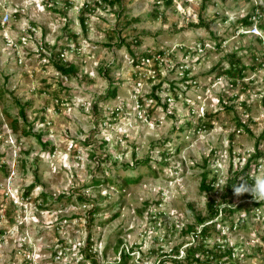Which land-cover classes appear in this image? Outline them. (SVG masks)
Wrapping results in <instances>:
<instances>
[{
  "label": "rangeland",
  "instance_id": "obj_1",
  "mask_svg": "<svg viewBox=\"0 0 264 264\" xmlns=\"http://www.w3.org/2000/svg\"><path fill=\"white\" fill-rule=\"evenodd\" d=\"M97 1L0 0V264H174L207 214L202 174L219 199L264 129V0ZM245 204L207 241L233 250L221 264H264V203Z\"/></svg>",
  "mask_w": 264,
  "mask_h": 264
},
{
  "label": "trees",
  "instance_id": "obj_2",
  "mask_svg": "<svg viewBox=\"0 0 264 264\" xmlns=\"http://www.w3.org/2000/svg\"><path fill=\"white\" fill-rule=\"evenodd\" d=\"M222 2H225L227 0H220ZM98 3H107L111 5L119 6L121 9H123L122 0H99ZM172 0H156V3H164L165 5H172ZM202 6L201 9L205 10L206 5L211 2V0H202ZM88 3H85V8H87ZM83 9V11L85 10ZM85 19L83 16L80 18V23L84 25ZM252 17L251 15H247L243 19L239 21L240 26L247 27L252 25ZM195 29H205L208 30V25H204L202 19L200 18L198 23L196 25H192ZM135 44L140 43L138 39H135ZM124 44V41L122 39L119 40V43H117V46H121ZM132 54V52L130 51ZM133 55V54H132ZM140 58H144L146 60L151 58V55L149 53L143 54L139 58H134V64H138L139 61H137ZM53 65L55 66L56 72L60 75L66 77V78H72L76 76L77 69L73 65L65 66L62 64V59L58 57V61H54ZM264 66V61H263ZM110 68H113L112 66H109L108 68L104 69V74L108 75L111 71ZM243 70L244 67L240 66V61L237 59L236 61L233 60L230 63V67L224 71V74L231 78L237 77L242 78L243 77ZM111 86L107 90V94L104 98L113 99L116 96V89L114 88L115 83L114 80L110 79ZM158 87L157 89H159ZM153 98H158L155 95H152ZM23 115V113H21ZM238 126L242 127V124H239ZM202 127V126H201ZM246 129V127H245ZM247 130V129H246ZM39 138V137H38ZM264 140V129L262 133L259 135L256 143L255 148L244 165L243 169L239 173H235L231 178H228L226 182L225 189L223 190V193L221 194L219 199H216L214 196L215 192V184L217 183V178L208 179L207 172L202 174L201 179V185L200 190L206 194L207 197V203H206V210L207 214L206 216H201L199 214L195 215L196 219V226L200 227V229H196V227L192 226L189 227V232L192 234L193 237L196 238V241L194 240L193 243H189L184 248V256L180 259H178L179 249L176 248L173 251V257L174 259H170V261L174 264H221L222 262H225L227 260H233V250L231 248H227L220 243H215L212 247H209L207 244V241L212 238L213 233L215 232V224L220 220V222L225 220L229 221V229L232 230L236 225L241 224L240 219L237 223H234L232 220V216L237 212H245L249 213V210L246 207L245 202L247 200H250L252 202L253 206L259 208L264 201H253L252 197L248 194H244L245 202L235 204L232 203L229 199V197L233 194V185L236 183H239V180L241 178L247 180L249 184L253 183V177L250 174V170L252 165L254 167H257L259 165L258 160H260L263 157L262 152L259 150V143ZM45 146V145H44ZM163 157H165V154H162ZM149 160H144L140 162L139 164L147 165ZM140 177L134 178V179H127V182L129 183H136ZM95 183H99V181H96ZM32 188L29 187L25 191V196L27 197ZM249 202V201H248ZM220 218V219H219ZM217 232V231H216ZM218 234V232H217ZM219 236L222 240H225L226 236H221L219 233ZM181 247V246H180ZM124 258V256H122ZM165 260L160 261L158 264H163ZM96 264V262H93Z\"/></svg>",
  "mask_w": 264,
  "mask_h": 264
},
{
  "label": "clouds",
  "instance_id": "obj_3",
  "mask_svg": "<svg viewBox=\"0 0 264 264\" xmlns=\"http://www.w3.org/2000/svg\"><path fill=\"white\" fill-rule=\"evenodd\" d=\"M232 187L236 197L248 194L256 201H264V173L255 175L251 184L241 178L239 183H236Z\"/></svg>",
  "mask_w": 264,
  "mask_h": 264
},
{
  "label": "built area",
  "instance_id": "obj_4",
  "mask_svg": "<svg viewBox=\"0 0 264 264\" xmlns=\"http://www.w3.org/2000/svg\"><path fill=\"white\" fill-rule=\"evenodd\" d=\"M256 18H258V17H256ZM8 20H9V14L8 13H5L4 16H3V19L1 21V24L2 25L6 24L8 22Z\"/></svg>",
  "mask_w": 264,
  "mask_h": 264
}]
</instances>
